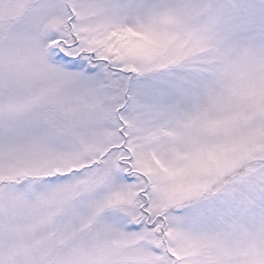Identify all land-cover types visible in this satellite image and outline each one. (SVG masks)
I'll list each match as a JSON object with an SVG mask.
<instances>
[{
	"label": "snow or ice",
	"instance_id": "snow-or-ice-1",
	"mask_svg": "<svg viewBox=\"0 0 264 264\" xmlns=\"http://www.w3.org/2000/svg\"><path fill=\"white\" fill-rule=\"evenodd\" d=\"M0 264H264V0H0Z\"/></svg>",
	"mask_w": 264,
	"mask_h": 264
}]
</instances>
